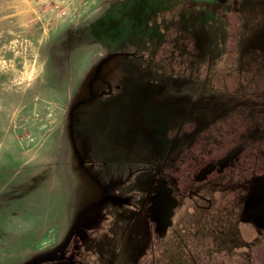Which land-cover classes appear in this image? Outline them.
Returning <instances> with one entry per match:
<instances>
[{"label": "rangeland", "instance_id": "obj_1", "mask_svg": "<svg viewBox=\"0 0 264 264\" xmlns=\"http://www.w3.org/2000/svg\"><path fill=\"white\" fill-rule=\"evenodd\" d=\"M73 233L47 264H264V0H0V264Z\"/></svg>", "mask_w": 264, "mask_h": 264}, {"label": "water", "instance_id": "obj_2", "mask_svg": "<svg viewBox=\"0 0 264 264\" xmlns=\"http://www.w3.org/2000/svg\"><path fill=\"white\" fill-rule=\"evenodd\" d=\"M219 1L225 2L227 0H219ZM81 167H83V163L81 164ZM74 237H75V233L70 235V237L67 239V241L65 242V244H64V246L60 252L52 253L48 256H43V257H40L38 259L28 261L24 264H47L50 262H60V261L66 260L67 259V251H68Z\"/></svg>", "mask_w": 264, "mask_h": 264}, {"label": "trees", "instance_id": "obj_3", "mask_svg": "<svg viewBox=\"0 0 264 264\" xmlns=\"http://www.w3.org/2000/svg\"><path fill=\"white\" fill-rule=\"evenodd\" d=\"M226 22L227 23L225 24V26H227L226 28L229 29V27L231 26V24H229L230 23V20H226ZM228 50H229V47H228ZM235 156L236 155L234 153V160H235ZM219 160H220L219 157L216 158V161H219ZM217 166H219V165L212 166V169L214 170L215 168H217ZM207 170H208V172H211V166ZM70 247H71V245H70ZM70 247H69L68 251L70 250ZM68 251H67V253H68ZM93 253H94L93 248L92 247H88L87 250H85V254H83L79 260L74 261V263L75 264H97V259H95L92 256Z\"/></svg>", "mask_w": 264, "mask_h": 264}]
</instances>
